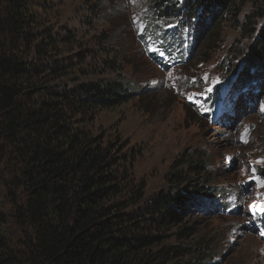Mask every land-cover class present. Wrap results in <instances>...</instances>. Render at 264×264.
Masks as SVG:
<instances>
[{
    "label": "trees",
    "instance_id": "16d2710c",
    "mask_svg": "<svg viewBox=\"0 0 264 264\" xmlns=\"http://www.w3.org/2000/svg\"><path fill=\"white\" fill-rule=\"evenodd\" d=\"M65 1L0 0V264H207L182 216L207 207L194 197L211 193L206 166L184 158L147 194L129 140L95 128L132 92L96 35L63 19ZM241 1L196 0L189 16L225 6L219 23ZM252 54L264 64V26Z\"/></svg>",
    "mask_w": 264,
    "mask_h": 264
},
{
    "label": "rangeland",
    "instance_id": "374dc122",
    "mask_svg": "<svg viewBox=\"0 0 264 264\" xmlns=\"http://www.w3.org/2000/svg\"><path fill=\"white\" fill-rule=\"evenodd\" d=\"M193 5L66 0L61 15L82 38L96 35L132 92L102 109L95 128L129 140L147 194L168 188L175 163L199 156L211 193L194 195L206 209L197 202L182 214L194 225L189 241L204 245L207 264H264V213L252 208L264 203V64H250L264 11L241 1L217 23L225 6H196L191 17Z\"/></svg>",
    "mask_w": 264,
    "mask_h": 264
},
{
    "label": "snow or ice",
    "instance_id": "6c2138e0",
    "mask_svg": "<svg viewBox=\"0 0 264 264\" xmlns=\"http://www.w3.org/2000/svg\"><path fill=\"white\" fill-rule=\"evenodd\" d=\"M262 110H264V109H262ZM246 135H247V128L245 129L244 135H242V137H241L242 139H244L245 143L247 142V140L245 139ZM260 163H264V161H260ZM253 171H255V169H253ZM252 208L254 210L261 212V213H264V203H261L260 205H253Z\"/></svg>",
    "mask_w": 264,
    "mask_h": 264
}]
</instances>
